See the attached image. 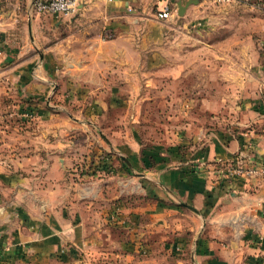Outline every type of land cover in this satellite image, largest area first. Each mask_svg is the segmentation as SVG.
<instances>
[{
	"label": "crops",
	"instance_id": "crops-1",
	"mask_svg": "<svg viewBox=\"0 0 264 264\" xmlns=\"http://www.w3.org/2000/svg\"><path fill=\"white\" fill-rule=\"evenodd\" d=\"M28 1L0 0V264H264V178L219 172L264 165V0H196L181 16L173 0L167 19L156 0H82L36 55L4 34L37 26ZM101 14L114 19L97 35ZM181 210L195 230L133 261Z\"/></svg>",
	"mask_w": 264,
	"mask_h": 264
},
{
	"label": "rangeland",
	"instance_id": "rangeland-1",
	"mask_svg": "<svg viewBox=\"0 0 264 264\" xmlns=\"http://www.w3.org/2000/svg\"><path fill=\"white\" fill-rule=\"evenodd\" d=\"M243 1L244 0H233L229 3L233 4L232 6H235L238 8L239 6L241 7V5H243ZM133 2L135 3L134 6H139V4L147 5V0H134ZM104 4H105L104 2H101L100 7H103ZM192 4H194V3H192ZM151 7H152V14L154 16V5H152ZM231 14H232L231 15L232 20H239V21L242 20V17L244 19H247L251 15L250 13L243 11V9H233ZM258 15L261 16L260 20H262L263 25H264V10H260ZM109 16L110 15H107V14H101V15H96V16L92 15L91 16L92 19H89V21H91L92 23L95 24V28H94L95 34L99 35V31H100V30H97V26H98L97 24L105 23L109 19H111V20L114 19L112 17V15L110 17ZM37 20H38V24L32 30L27 29V27L24 25L20 29H10L8 33L7 32L4 33L5 37L7 38L8 48L15 50L17 52V50H20L22 48V46H26V47L29 46L31 48V50H33V53L36 55V52L38 50L42 51V46L44 47L51 42L53 43V41L56 42V41L62 40L63 38L67 37L69 31L67 30V27H65V26L70 24V22H69L70 19L64 18L63 15H60V16L37 15ZM127 20L128 21H130V20L131 21L132 20H147V12H145L143 14H138L135 11L132 15L131 14L128 15ZM60 21H62L63 23L58 24V22H60ZM80 21L83 22V19ZM79 26L80 25H78V24L75 26H72V29L74 30V29H76V27H79ZM64 28H66V29H64ZM262 30H261L262 33L259 34L258 36H256V38H255L256 42L254 44H255V47L257 48L258 52L264 53V27ZM101 33L103 35L104 30H102ZM171 33H172L173 38L172 37L170 38L168 50L175 52V47H176L175 46V36H177V32L171 31ZM223 33H224L223 29L217 30L218 35L222 36ZM253 34H254V31H253ZM92 36L93 35L89 36V38ZM258 40L262 41V43H263L262 46H260V47H259L260 44L258 45ZM0 50L2 51L3 47L0 46ZM3 53H5L4 50H3ZM32 68H37V65L34 64L32 66ZM142 69H144V68H142ZM146 70H147V68L144 71H146ZM141 76L143 77L144 75L142 74ZM139 81L141 84H144L142 79L140 80L139 78H137L136 83L138 86H139ZM140 91L141 92H139V93L136 92L134 94V96H136V99L141 98L143 101L147 100V94H145V92H143V89H141ZM142 97H144V98H142ZM162 127H163L162 125H159V129ZM143 130L144 131L140 133L139 139L136 140V143L142 149V150H140L141 152L139 155V159L142 163L147 161V155H144L143 149L147 148V145H149V142H148L149 140H147V134L145 133L147 128H144ZM138 196L139 195H137V194L132 196L133 198H135L134 200H136L135 204H134L135 207H137V203H138L137 199L140 198ZM175 209H177V208H175ZM180 213H171V215H170V213H168L165 215V219L169 223H171L172 220H174L178 223L177 229H171V228H176V227L170 226L167 229H165L166 230L165 233H163V231H161L160 233L154 232L150 235L149 233L146 232L145 234L141 235L140 240H144L143 245L146 246V248L145 247L137 248L138 252L135 254L133 261L137 262V260H139V261L148 260L150 254L147 253V251L154 250V248H158V244H159L160 240L167 241L168 243H173V241H174L173 239L175 238V236H174L175 233L181 232V233L189 234L190 231H188L189 230L188 228H192L193 230H195L197 223H196V225L194 224L191 226V222L186 217L187 211L181 210ZM147 243L148 244L150 243L152 245V248H147ZM152 253L154 254V252H152ZM80 257L78 255L77 257H75V259H80ZM103 259H107V258L103 257Z\"/></svg>",
	"mask_w": 264,
	"mask_h": 264
},
{
	"label": "built area",
	"instance_id": "built-area-1",
	"mask_svg": "<svg viewBox=\"0 0 264 264\" xmlns=\"http://www.w3.org/2000/svg\"><path fill=\"white\" fill-rule=\"evenodd\" d=\"M82 0H29V10L31 14L67 16L73 15L78 10ZM174 12L173 0H156L155 15L160 19L169 18ZM0 50V60H1ZM219 172L229 173L241 177H261L264 178V165L245 164L236 161L227 164Z\"/></svg>",
	"mask_w": 264,
	"mask_h": 264
},
{
	"label": "water",
	"instance_id": "water-1",
	"mask_svg": "<svg viewBox=\"0 0 264 264\" xmlns=\"http://www.w3.org/2000/svg\"><path fill=\"white\" fill-rule=\"evenodd\" d=\"M196 2V0H186V2H184V4H181L180 3V1H178L177 3H176V14L178 15V16H181L182 14H183V11H184V8L186 7V6H188L189 4H192V3H195ZM122 159H124V158H122ZM124 161H126L125 159H124ZM182 205L184 206V207H186L187 209H189V210H191V211H193V212H196L193 208H191L190 206H188V205H186V204H183L182 203Z\"/></svg>",
	"mask_w": 264,
	"mask_h": 264
}]
</instances>
